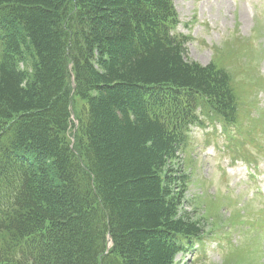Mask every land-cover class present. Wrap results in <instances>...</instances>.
Here are the masks:
<instances>
[{
    "label": "trees",
    "instance_id": "1",
    "mask_svg": "<svg viewBox=\"0 0 264 264\" xmlns=\"http://www.w3.org/2000/svg\"><path fill=\"white\" fill-rule=\"evenodd\" d=\"M173 1L0 0V264H175L202 234L177 154L237 106Z\"/></svg>",
    "mask_w": 264,
    "mask_h": 264
},
{
    "label": "rangeland",
    "instance_id": "2",
    "mask_svg": "<svg viewBox=\"0 0 264 264\" xmlns=\"http://www.w3.org/2000/svg\"><path fill=\"white\" fill-rule=\"evenodd\" d=\"M174 8L179 21L176 31L189 41V59L200 65L212 63L228 73L237 99L238 125L253 136L231 135L246 143L242 152L259 160L260 172L251 183L244 182L240 166L229 170L230 178L224 175L217 165H225L230 159L227 153L207 158L203 148L208 145V152L214 154V141L205 136L211 125L193 129L192 145L178 161L190 177L179 214L200 222L207 255L199 260L200 250L195 248L178 255L174 263L264 264V238L250 226L264 219V0H175ZM72 107L76 116L83 103L75 97ZM73 119L68 141L77 150L83 139ZM255 188L262 194L249 200Z\"/></svg>",
    "mask_w": 264,
    "mask_h": 264
}]
</instances>
